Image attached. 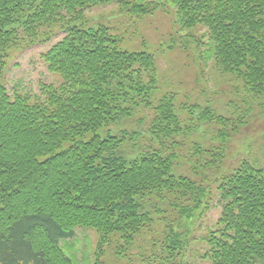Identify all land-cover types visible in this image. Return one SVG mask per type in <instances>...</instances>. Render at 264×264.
I'll use <instances>...</instances> for the list:
<instances>
[{"label":"trees","instance_id":"trees-1","mask_svg":"<svg viewBox=\"0 0 264 264\" xmlns=\"http://www.w3.org/2000/svg\"><path fill=\"white\" fill-rule=\"evenodd\" d=\"M112 2L0 0V264H72L60 243L76 228L99 233L93 264H103V247L111 235L120 233L129 245L152 224L146 201L172 197L177 206L183 203L178 209L183 221L200 219L208 209L209 191L174 174L176 156L162 148V142L176 147L173 139L183 128L172 95L152 106L154 56L120 49L104 25L83 24L88 11ZM121 2L137 15L165 7L154 0ZM172 4L180 31L204 29L193 44L200 47L208 37L214 68L233 75L245 92L264 96V0ZM58 32L63 38L41 58L61 82L41 84L40 98L10 94L5 85L9 55L21 46L48 42ZM176 46L170 42L167 48ZM141 106L152 111L148 133L157 138L158 148L123 156L125 132L100 136L99 131L131 117ZM199 118L228 123L208 107ZM235 132L233 127L219 138L225 142L229 137L224 135ZM217 156L222 159L223 151ZM217 192L221 213L205 237L206 248L197 253L200 260L264 264V171L244 161L221 178ZM169 236L167 258L173 259L190 240L173 230Z\"/></svg>","mask_w":264,"mask_h":264},{"label":"rangeland","instance_id":"rangeland-1","mask_svg":"<svg viewBox=\"0 0 264 264\" xmlns=\"http://www.w3.org/2000/svg\"><path fill=\"white\" fill-rule=\"evenodd\" d=\"M154 1L165 6L164 10L137 15L129 10L130 4L125 7L121 0H113L108 5L88 11L83 24L86 28L104 25L116 38L120 49L154 56L156 88L150 97L152 106H156L163 97L172 95L174 110L183 128L181 134L173 139L178 143L176 147L162 142V148L176 156L174 174H183L203 186L211 198L203 217L199 219L196 216L190 221L179 218L178 209L183 203L177 206L179 202L172 197L160 203L152 199L146 201L152 224L136 235L129 245L120 238V233L111 235L109 243L103 247L101 261L103 264H208L201 261L197 253L206 248L205 237L214 230L220 217L218 182L244 161L264 171V96L256 97L245 92L233 75L221 74L214 68L208 37H203L205 44L200 47L193 44L204 29L199 32L197 29L180 31L172 0ZM63 36L58 32L51 35L48 42L21 46L9 55L5 82L10 94L18 92L40 98L41 84L58 85L61 82L58 75L49 72L41 57ZM187 36H191L187 38L190 42L182 43L183 37ZM170 42L177 43L172 50L167 48ZM181 43L186 44L184 50L180 48ZM190 107H195L193 113ZM207 107L215 115L226 118L228 123L217 125L201 121L200 112ZM151 119L152 111L141 106L131 117L122 118L117 124L102 129L99 135L122 136L125 132L126 143L121 154L138 156L147 147H155L159 143L148 133ZM233 127H236V132L225 134L224 137L229 138L223 142L219 138L220 133H227ZM134 133H137L135 138ZM219 149L223 151L222 159L217 156ZM171 230L181 239L185 234L190 242L181 254L168 259L165 242ZM74 231L73 237L61 242L66 255L72 264H93L99 233L91 228H76Z\"/></svg>","mask_w":264,"mask_h":264}]
</instances>
